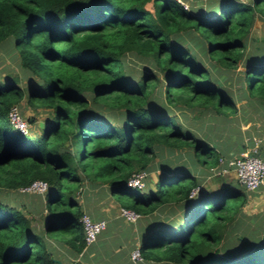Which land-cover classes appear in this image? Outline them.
I'll use <instances>...</instances> for the list:
<instances>
[{
	"label": "trees",
	"instance_id": "1",
	"mask_svg": "<svg viewBox=\"0 0 264 264\" xmlns=\"http://www.w3.org/2000/svg\"><path fill=\"white\" fill-rule=\"evenodd\" d=\"M255 12L264 17V0H215L188 8L177 0H0V43L11 39L21 67L36 79L27 87L15 78L0 80V192H19L35 179L48 186L40 230L0 198V264H58L49 239L63 242L72 255L81 252L86 243L78 192L84 181L106 182L124 207L155 219L139 245L144 259L264 264V239L237 232L244 252L230 257L232 248H221L244 191H206L177 162L184 151L209 170L223 154L195 128L180 124L175 112L235 113L234 97L211 68L240 63L248 93L264 104V38L244 52ZM191 32L204 40L215 68L190 48L184 38ZM129 52L161 75L146 67L139 77L128 76L123 61ZM24 97L49 109L45 125L30 139L8 117ZM153 161L164 169L153 188L126 184L131 173L150 169ZM167 209L176 218L157 216Z\"/></svg>",
	"mask_w": 264,
	"mask_h": 264
},
{
	"label": "rangeland",
	"instance_id": "2",
	"mask_svg": "<svg viewBox=\"0 0 264 264\" xmlns=\"http://www.w3.org/2000/svg\"><path fill=\"white\" fill-rule=\"evenodd\" d=\"M187 1L189 6L192 4H196L197 2H200L202 6H206L211 4L215 0H187ZM241 1H249V0H241ZM147 6L152 7L149 2L147 3ZM263 38H264V17L259 12H255L253 22L250 26L249 37L245 42L244 52L248 53L250 51L255 50L257 43L259 44L262 43ZM184 39L187 41L190 48L201 59H203L206 62V64L209 65L210 63L214 64L216 62L211 58H207L205 54L206 51H204V47H203L204 40L201 38L199 34L195 32L194 33L191 32ZM150 64L151 63L148 62V60L136 55L133 52H129L125 55L123 61V70L124 72H126L128 76L133 78L139 77L142 69L146 67L148 69L152 68V70L156 71L158 74L161 75L160 71L157 70V67H155L154 65H152L151 67ZM213 66L215 68V64ZM243 68H244L243 63H240V65L237 68H232V69L220 67L218 71V70H213L211 68L212 77L215 80L218 79L221 81L225 91L233 94L236 97L238 96L240 99H242L245 96V91L247 90L246 82L244 81L242 75ZM12 78H15L18 84L21 85L22 87H27L30 84L36 82L35 77L30 73V71L21 67L19 62V57L16 53V50L12 46L11 39H7L0 43V80L4 81ZM162 84H163V80H160L154 91L156 95H158V93L162 89L163 86ZM252 100L254 99L251 98V102L245 105L247 112L245 113L247 114L246 117H248L249 113L252 112L253 109ZM17 105L19 106L20 111L25 119H28V121L30 117H33L35 119V122L29 124L30 125L29 133L28 135H26V137L30 139L31 137H34V134L39 133V128L37 123H40V121L44 122L45 117L49 116V111H48L49 109L40 104H30L29 102H27L26 97H24L19 103H17ZM175 112L178 115L177 120L178 122H180V124L184 126H190L192 128L202 126L203 128L206 129L209 127L210 130L212 131L210 133L213 134V136L217 135L218 138H220L221 132L225 134V131L228 129V126L231 127L230 130L232 131L234 130V127L232 126L237 125V127L240 128L241 123H243L242 121L239 122L240 119H236L235 113L237 111L225 117L224 115H220V116L216 115L217 119L213 116L214 113L212 111L206 109H203L202 111H197V110L193 111L190 109L180 111L176 109ZM108 115L112 121L116 120L111 116V114ZM237 127H236V131H232L235 135H237V133L239 134V129L237 130ZM80 153L81 152L78 151L76 152V155L79 157ZM239 153L240 151H235L231 155L233 154L235 155ZM224 154L226 155V153H223V155ZM219 177H221L220 180L218 181L219 183L212 181L214 179H212L211 181L215 185L220 184V182L227 183V182L237 181L233 172H230L229 174H225V175H220ZM147 184L148 187H154L153 185L154 181H152L151 176L149 177ZM81 187L83 188L82 190H84L78 192V195H80V197L82 198L81 209L83 211L86 210L87 212H89L91 216L95 210L101 211L100 213L104 217L112 214L114 216L118 214L119 208L123 206L121 202L115 196L112 195L106 182H101L97 185H94L93 188H89V189H86L84 184ZM0 198L1 200H4L8 204L17 207L23 213L28 215L33 227L39 230L42 229L43 220L45 214H47L44 205V194H38L35 192L20 193L17 192L16 190H10V192L8 190H2L0 192ZM167 212L172 217L175 215V213L169 211V209H167ZM156 213L158 214V211H156ZM174 217L176 218V216ZM162 218L164 219L165 216H162ZM229 224L230 227H228V230L225 233V238L223 239V242L224 241L225 242L223 244L220 243V245L221 248L223 249H224L223 246L224 244L225 246L232 248L230 257H237L244 252L243 241L242 240L240 241L238 240V238H235V233H237L238 229H240L238 227V217L235 216V218ZM231 227H233L234 229ZM50 241L55 248L54 254L60 260L58 264L72 263L73 260H71V258L67 256V254H65L66 252L64 251V249H67L66 245L63 244V242L56 241L55 239L53 240L51 239ZM129 260H130L129 261L130 264H132V260L130 259V253H129ZM136 263L137 264H174L167 261L147 260L144 258Z\"/></svg>",
	"mask_w": 264,
	"mask_h": 264
},
{
	"label": "crops",
	"instance_id": "3",
	"mask_svg": "<svg viewBox=\"0 0 264 264\" xmlns=\"http://www.w3.org/2000/svg\"><path fill=\"white\" fill-rule=\"evenodd\" d=\"M232 96L234 97L236 102L235 104L237 112L235 113V117L236 119H240L239 122H243L241 123L240 128L237 127V125L232 126L234 127V130L232 131H236L237 127V130L239 129V134L237 133V135H235L230 130V126H228V129L225 131V134L221 132L220 138H218L217 135L213 136V134L210 133L212 131L209 127L206 129L202 127V130L196 127L195 130L198 132L199 135H201V137L209 140L210 143L214 145L222 154L226 153L227 155H229V153H233L235 151L241 152L244 150H248L254 145V143H256L258 146L259 154L261 156H264V104L261 103L257 99V97L251 96L247 90L245 91V96L242 99H240L238 96H234L233 94ZM251 98L254 99L252 100L253 109L252 112L249 113L248 117H246L247 114L245 113L247 112L245 105L251 102ZM214 117L216 118V116ZM38 125L41 126L40 123H38ZM227 155L224 154L222 156ZM192 158V156L188 155V152L185 153L183 151L181 156L179 157V160L177 159V162H181L183 164L182 167L185 168L187 172L199 177L201 187H203L206 191H221L223 190V188L226 187L238 188L244 191L243 201L238 206L237 213L235 214V216L238 217V227L240 228L238 229V232L241 233L245 239H253L255 237L261 238V240H263L264 181L262 182V184H260L259 187L254 190L244 189L243 186H241L237 181L227 183L220 182V184L215 185L212 181L218 182L221 178L219 177L220 175L229 174L230 172L234 173V171L228 170L226 172L216 173L211 168L209 170H205V168L200 166L196 161H194L195 159ZM171 168L169 170H166L167 173L172 172ZM144 170H146L147 172L145 187L153 188L148 187L147 182L149 177L151 176L152 181H154L153 185H155L157 173L160 172V170L164 169L163 167L161 168L156 165V161H153L151 162V168ZM84 185L86 189L94 187V185H91L90 183L85 181ZM78 199L82 205V198L80 197V195H78ZM100 212L101 211L95 210L92 213V216L94 218H105L107 220L106 227L97 236L96 240H94L90 244H87L77 255H72L70 249L66 246L67 249H64V251L66 252L65 254H67V256H69L71 260H73L70 264H130L129 253L131 249L135 245H140L143 235L147 233L148 229L150 228V225L155 220L151 218V214L143 217L140 215L136 220L129 221L124 216L120 215L119 212L117 215L113 216L112 214L106 217L102 216ZM157 216H165L167 218L171 217V215L168 214L167 211L166 213L158 212ZM136 262L138 261H132V264Z\"/></svg>",
	"mask_w": 264,
	"mask_h": 264
},
{
	"label": "built area",
	"instance_id": "4",
	"mask_svg": "<svg viewBox=\"0 0 264 264\" xmlns=\"http://www.w3.org/2000/svg\"><path fill=\"white\" fill-rule=\"evenodd\" d=\"M177 1L182 4L184 8L189 7L187 0ZM8 117L14 127L18 128L24 134L29 133L30 125L27 119L23 117L17 104H13L9 108ZM211 169H213L216 173L233 170L238 183L246 190H254L264 181V157L259 154L256 143H254V145L248 150H244L239 154L220 156L218 163L211 167ZM146 176V170L140 169L131 173L126 180V184L137 188H143L146 184ZM47 187L46 181L42 179H35L29 184L19 187L18 190L22 192L44 194ZM196 191L197 188L192 189L190 194L193 195ZM119 213L129 221H134L140 216V214L133 209L124 206L119 208ZM80 220L83 225L86 245L96 240L97 236L107 225V220L105 218H93L87 211H84L81 214ZM130 259L134 262L143 259L139 246H135L131 249Z\"/></svg>",
	"mask_w": 264,
	"mask_h": 264
},
{
	"label": "water",
	"instance_id": "5",
	"mask_svg": "<svg viewBox=\"0 0 264 264\" xmlns=\"http://www.w3.org/2000/svg\"><path fill=\"white\" fill-rule=\"evenodd\" d=\"M40 125H41V126H44L45 123H44L43 121H40Z\"/></svg>",
	"mask_w": 264,
	"mask_h": 264
}]
</instances>
